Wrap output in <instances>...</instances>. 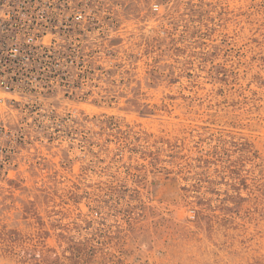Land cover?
I'll return each mask as SVG.
<instances>
[{"label":"rangeland","instance_id":"1","mask_svg":"<svg viewBox=\"0 0 264 264\" xmlns=\"http://www.w3.org/2000/svg\"><path fill=\"white\" fill-rule=\"evenodd\" d=\"M82 2L97 92L0 177V264H264V0Z\"/></svg>","mask_w":264,"mask_h":264},{"label":"built area","instance_id":"2","mask_svg":"<svg viewBox=\"0 0 264 264\" xmlns=\"http://www.w3.org/2000/svg\"><path fill=\"white\" fill-rule=\"evenodd\" d=\"M96 25L82 0H0V177L45 143V98L96 94Z\"/></svg>","mask_w":264,"mask_h":264}]
</instances>
